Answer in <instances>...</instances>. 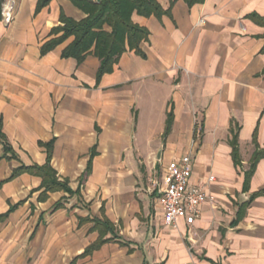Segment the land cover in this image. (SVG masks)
<instances>
[{"label":"crops","instance_id":"obj_1","mask_svg":"<svg viewBox=\"0 0 264 264\" xmlns=\"http://www.w3.org/2000/svg\"><path fill=\"white\" fill-rule=\"evenodd\" d=\"M38 2L3 0L0 13V264H264V0L135 10L147 37L101 76L94 47L63 55L74 35L43 52L62 14L88 13ZM48 142L70 192L10 179L46 163ZM186 154L190 186L214 200L170 227L159 189Z\"/></svg>","mask_w":264,"mask_h":264},{"label":"trees","instance_id":"obj_2","mask_svg":"<svg viewBox=\"0 0 264 264\" xmlns=\"http://www.w3.org/2000/svg\"><path fill=\"white\" fill-rule=\"evenodd\" d=\"M0 0V13L2 8ZM50 0H39L37 11L48 4ZM78 6L83 8L88 16L82 20H75L64 14L61 16L62 25L54 31H63V34L56 40L46 43L43 52L51 49L56 43L74 35L73 42L65 48V57H74L82 61L89 50L94 47V53L100 58L101 65L98 76L110 71L121 54L127 49L138 47L140 42L147 37L146 28L136 24L132 20L135 10L145 14L159 11L157 0H73ZM189 4L201 2L203 0H186ZM108 27L110 29H108ZM47 150V161L44 164L22 165L16 168L10 179L22 172H30L42 177L41 187L45 191L65 190L71 191L66 181H60L57 177L56 169L50 164L53 152V143H42ZM9 149V148H8ZM3 182L0 183V187ZM110 238H105L103 234L86 248L84 254H89L99 249Z\"/></svg>","mask_w":264,"mask_h":264},{"label":"built area","instance_id":"obj_3","mask_svg":"<svg viewBox=\"0 0 264 264\" xmlns=\"http://www.w3.org/2000/svg\"><path fill=\"white\" fill-rule=\"evenodd\" d=\"M191 164L192 158L186 154L171 160L166 168L165 186L160 187L158 200L163 209L164 222L170 227H177L179 218L192 225L201 214L202 204L208 199L214 200L204 187L190 186Z\"/></svg>","mask_w":264,"mask_h":264},{"label":"water","instance_id":"obj_4","mask_svg":"<svg viewBox=\"0 0 264 264\" xmlns=\"http://www.w3.org/2000/svg\"><path fill=\"white\" fill-rule=\"evenodd\" d=\"M97 1H100V0H97Z\"/></svg>","mask_w":264,"mask_h":264}]
</instances>
